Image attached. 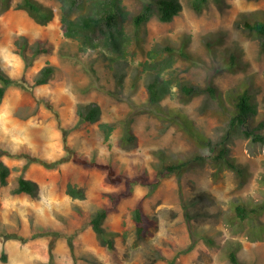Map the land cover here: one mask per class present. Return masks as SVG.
<instances>
[{"label":"rangeland","instance_id":"1","mask_svg":"<svg viewBox=\"0 0 264 264\" xmlns=\"http://www.w3.org/2000/svg\"><path fill=\"white\" fill-rule=\"evenodd\" d=\"M19 1L11 0L12 7L2 10L0 0V64L15 79L0 100V159L11 168L8 183L0 182V264H233L229 245L239 246L246 263L264 264V210L243 222L232 216L234 203L264 200V144L253 143L242 132L233 136L232 154L250 170L242 185L232 170L217 171L210 162L194 164L181 177L158 176L157 150L187 157L195 150L212 154L209 146L199 147L176 124L146 109L133 122L136 146L121 144L118 126H104L129 112L131 97L146 107V62L159 58H166L161 73L173 85L162 104L186 113L213 143L226 131L229 114L205 94L185 99L180 81L206 85L212 80L227 90L245 80L256 90L258 119H264V50L240 20L264 19V0H210L202 12L194 10L191 0H181L183 10L173 20L153 16L139 29L140 42L132 17L147 0H123L128 14L120 53L104 39L90 47L66 35L60 0H40L55 10L48 24L16 7ZM212 31L225 36L215 53L203 42V35ZM184 34L190 35L189 47L204 60L201 64L157 49L180 42ZM24 38L30 54L38 42L53 43V52L38 55L29 65L17 46ZM236 47L242 49L244 67L231 71L226 58ZM48 64L55 67L53 77L35 83ZM89 102L102 107L98 122L84 123L78 115V106ZM21 175L39 183L38 196L13 192ZM71 187L83 189V196L72 195ZM113 191L121 192L118 208L104 225L120 234L110 252L89 220L98 208L114 204ZM202 192L212 195L197 206L208 210V216L189 219L186 201ZM139 201L154 216L145 238L136 234Z\"/></svg>","mask_w":264,"mask_h":264},{"label":"trees","instance_id":"2","mask_svg":"<svg viewBox=\"0 0 264 264\" xmlns=\"http://www.w3.org/2000/svg\"><path fill=\"white\" fill-rule=\"evenodd\" d=\"M210 0H191V5L196 12H202L207 7ZM221 1V0H218ZM2 10L12 7L11 0H1ZM62 9V29L70 37L80 38L86 46H95L96 40L104 39L106 45L114 51L120 53L122 41L125 35L124 20L128 10L123 0H60ZM16 7L26 9L30 15L41 24H48L55 16L52 6L40 0H20ZM183 10L181 0H147L142 8L132 17L135 39L140 42L141 29L153 17L157 16L162 21H171ZM243 26L250 32L257 35L261 40V47L264 50V19L258 16L253 18L244 17L240 19ZM224 32H208L203 35V42L208 52L215 53L218 45L224 42ZM191 37L184 34L180 42L163 43L159 51L166 53V56L178 55L192 64H201L204 60L193 53L189 47ZM29 41L24 38L18 40V51L25 58L29 65L33 64L34 58L40 54H51L53 43L38 42L33 45L32 53H28ZM242 49L236 47L232 49L226 58L227 68L231 71L243 69ZM160 59V60H159ZM146 62V67L150 75L147 82L148 102L146 107L139 105L132 97L129 99L130 110L125 116L117 119L114 123L104 124L106 128L118 126L121 131L120 142L125 147H133L138 143V137L134 132L133 122L141 111L149 110L158 117L171 121L185 133H188L195 140L199 147L209 146L212 154H202L200 151H193L187 157H174L166 154L164 150H157L159 157L155 163V175L164 176L176 174L181 177L194 164L210 162L217 171L224 169L232 170L237 176L240 184H244L250 175L249 167L246 163L240 162L233 154L230 143L233 136L242 132L246 138L253 143L264 144V119L259 118V102L254 88L245 80L227 90H222L214 81H209L206 85H198L193 82L183 80L178 83L179 91L185 99H190L196 95L205 94L209 98L216 100L220 107L228 113L227 129L224 134L213 143V140L203 132L199 131L192 119L179 108L165 107L162 100L168 96L172 90V83L167 81L161 73L165 59L159 58ZM94 70L93 66L89 68ZM55 67L45 65L35 78V83L45 84L53 77ZM119 85L123 83V75L118 76ZM15 83V79L10 76L0 64V100H2L10 86ZM93 86V85H92ZM102 107L97 102L83 103L78 106V115L84 123L98 122L102 117ZM144 173L148 174V168ZM11 173L10 166L0 159V182L7 184ZM264 181V175L262 177ZM39 183L33 179L21 175L17 186L13 189L15 194H28L32 197L39 195ZM70 193L74 196H83V189L70 188ZM197 193L186 201V215L189 219L208 216L209 211L198 209V204L203 203L207 198L212 197L210 193ZM120 191L110 192V199L113 205H104L91 214L90 224L100 238L101 243L110 251L116 250V237L120 234L117 231L109 230L104 223L113 211L117 210L118 196ZM194 208V209H192ZM260 210H264V200L260 203L249 204L246 201L236 202L233 205V220L243 222L247 218H256ZM154 216H151L144 209L141 201L137 203L134 210L136 223V234L139 238H145L150 232ZM228 257L233 264H248L239 257L238 245H229ZM6 257V255H4Z\"/></svg>","mask_w":264,"mask_h":264}]
</instances>
